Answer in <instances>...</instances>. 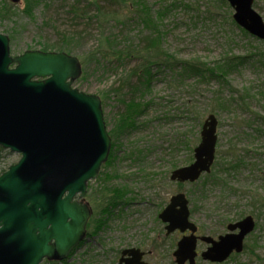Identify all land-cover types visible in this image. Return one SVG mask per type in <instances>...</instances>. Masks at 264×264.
<instances>
[{"label":"rangeland","instance_id":"rangeland-1","mask_svg":"<svg viewBox=\"0 0 264 264\" xmlns=\"http://www.w3.org/2000/svg\"><path fill=\"white\" fill-rule=\"evenodd\" d=\"M94 1L102 7V16L90 6ZM138 2L149 10L153 31L143 27L138 18L124 27L117 22L125 23ZM221 2L37 0L32 3L30 17L24 11L25 0H0V34L11 39L12 56L48 47L49 52H70L87 65L91 54L106 55L108 61L100 59L101 66L90 65L87 77L83 78V73L73 84V88L102 101L112 89L120 92L132 71L142 69V61L149 57L144 38L150 33L158 34L162 50L181 62L195 61L214 68L227 56L246 58L225 84L215 78L180 77V68L154 70L150 89L141 98L150 107L139 120L138 129L120 140L114 161L100 172L109 188L127 192L125 206L111 219L106 218L98 214L88 196L86 201L93 208L90 223L94 220L93 224H99L89 227V223L87 243L67 262L57 264H117L121 251L127 248L146 252L151 264H176L173 253L185 234L176 231L167 236L159 214L180 193L189 201L190 218L201 237L217 239L228 232V224L252 216L258 228L246 238L247 250L224 264H264V209L254 204L264 198V42L245 36L232 22L234 10ZM254 9L264 20V0H255ZM117 47L130 49L132 57L117 61ZM120 95L113 93L103 107L109 123L122 112ZM211 114L218 120L216 161L210 173L216 180L201 188L204 176L180 188L170 180L171 173L193 162L202 126ZM178 143V149H171ZM185 144L193 151L184 148ZM7 153L2 167L6 170L21 158ZM98 183H89L87 194L91 197ZM206 249L200 242L199 254ZM196 264L211 263L199 256Z\"/></svg>","mask_w":264,"mask_h":264},{"label":"water","instance_id":"water-1","mask_svg":"<svg viewBox=\"0 0 264 264\" xmlns=\"http://www.w3.org/2000/svg\"><path fill=\"white\" fill-rule=\"evenodd\" d=\"M234 9L235 23L264 42V20L255 0H221ZM83 68L64 52L26 51L12 57L10 38L0 34V147L20 160L0 176V264L63 262L84 242L92 216L83 201L111 152L102 100L73 84ZM218 120H205L194 162L172 172L171 181L194 183L215 162ZM79 198L80 200H76ZM189 201L171 198L159 219L166 235L189 232L174 252L176 264H195L200 239L208 244L204 261L224 263L244 249L256 227L252 216L228 225L217 240L199 238ZM237 230L239 232H237ZM137 248L126 249L117 264H150Z\"/></svg>","mask_w":264,"mask_h":264},{"label":"trees","instance_id":"trees-1","mask_svg":"<svg viewBox=\"0 0 264 264\" xmlns=\"http://www.w3.org/2000/svg\"><path fill=\"white\" fill-rule=\"evenodd\" d=\"M26 1V8L25 12L26 15L32 17V11L34 9V6L32 3L37 0H25ZM108 1V3L114 1V0H104ZM222 3V2H221ZM225 4V3H223ZM90 6H94L95 9L98 12V15H103V10L102 7L99 5L98 1H94L90 3ZM136 6V7H135ZM134 6L131 17L127 19V21H124L125 23H122V21L117 22L122 25L123 27L127 25L129 22L134 23V20L138 18L140 22H142L143 27H147L148 30L153 31L155 27H153V21H152V16L149 13V10L142 5V3H137ZM73 12L78 15V11L76 7H73ZM168 10V8H167ZM97 16V15H96ZM113 18H116V14L113 13ZM233 22V20H232ZM234 25H236L233 22ZM242 33L245 36H248V34L241 30ZM107 41L109 39H106ZM115 42V38L113 39ZM160 36L157 34L156 36H153L152 33L150 35L145 36L144 42L147 44L145 49L149 53L148 58L144 59L141 63L142 69L137 70L135 69L132 71L128 77H126L127 81H124L123 87L120 89V92H117L115 89H112L109 91V94L105 96V99H103V107L106 104V101L111 99V95L114 93L117 95H120V104L122 106V112L118 114L117 118L114 119V123H109L108 119L105 118L108 133L112 139V148H111V153H110V158L109 161L105 166H108L111 164L112 160L117 157V153L120 150V145L121 142L120 140L123 138V136H127L126 134H129L130 132L137 130L138 129V122L139 120L145 116L147 109L150 107L151 104L149 102H143L141 99L144 96V92L148 91L150 89V85L152 83L153 77H154V70L158 72L163 71V69L167 68L171 71L177 70V68H180L181 72L178 73L180 77H199L201 79H209V78H215L221 81L223 84L226 83L225 80L229 77V74L233 72L236 68L244 65L246 63V58L243 57H236V56H227L225 57L218 65H216L214 68H209L208 65L204 63H198L195 61H192L190 63L186 62H181L180 60H176L175 57L172 55L168 54L167 52L163 51L162 48L160 47ZM117 50L119 51H114V55L117 56L116 59L117 61H128L132 57V54L130 49L125 50H120V48ZM43 51L47 52L49 51L48 47H46ZM58 51H63L62 49ZM68 54H71L70 52H66ZM100 56V58H98ZM159 57V59H158ZM263 58H264V52H263ZM100 59L106 60L107 56L102 55L100 53H95L90 55V59L88 61V64H83L85 67L83 69L84 71V77H87V68L90 65L96 64V66H101V61ZM162 62V63H161ZM122 90H127V94L123 95ZM129 97L128 100L126 98ZM104 109V108H103ZM178 146H180V143L177 144V146L171 147V149L175 150L174 148L178 149ZM189 147L190 152L193 151L192 147L188 144L184 145V148ZM6 154L7 150H4L2 147H0V171L1 174L6 172L7 168L3 169V165H5V159H6ZM130 159L133 157V153L129 155ZM128 157V158H129ZM135 158V157H134ZM133 158V159H134ZM104 166V167H105ZM176 167V166H174ZM233 169H236L237 167H232ZM225 171V170H224ZM205 181L202 183L201 188H204L210 183L215 182V175H205ZM204 177V176H203ZM99 182V186L97 189L94 190L92 193L93 196H89V199H92L93 206L97 210L98 214L104 215L106 218H112L114 214L117 211H120L124 206H125V197L127 195V192L122 190V189H116V188H109L107 185L106 180L102 179V174L100 177L97 179ZM180 188L183 187L182 184H179ZM90 199V201H91ZM255 205H259L260 208L264 209V198L258 199L257 203H254ZM256 205V206H257ZM94 220L90 223L89 227L95 226L96 224H99V221H95L93 224ZM105 224V223H104ZM258 228V225H257ZM245 250H247V246H245ZM54 264V263H51Z\"/></svg>","mask_w":264,"mask_h":264},{"label":"flooded vegetation","instance_id":"flooded-vegetation-1","mask_svg":"<svg viewBox=\"0 0 264 264\" xmlns=\"http://www.w3.org/2000/svg\"><path fill=\"white\" fill-rule=\"evenodd\" d=\"M87 197H88V196H87ZM87 197H86V198H87ZM85 202L89 203V202L86 201V200H85ZM89 204H90V203H89ZM238 222H239V221H238ZM96 232H97V231H96ZM196 234H198V231H197ZM89 235H91V233L88 232V235H87L86 240L84 241V244L87 243V241H88L87 239H88ZM197 236H198V235H197ZM198 237H199V238H202L203 236H202V237H201V236H198ZM200 242L204 243L203 241H201V240L199 239V240H198V244H197V248H198V245H199ZM84 244H83V245H84ZM204 244H206V243H204ZM206 245H207V249H208L209 245H208V244H206ZM127 249H130V248H127ZM124 250H126V249H123V250L121 251V253H120V255H119L118 262L120 261V259H121V257H122V252H123ZM203 252H204V251H203ZM203 252L199 254V252L197 251V257H196V260L198 259L199 256H200V258H202V254H203ZM146 256H147V254H146ZM146 256L144 257V260H146ZM118 262H117V263H118ZM206 262H209V261H206ZM209 263H211V264H216V263H212V262H209Z\"/></svg>","mask_w":264,"mask_h":264}]
</instances>
